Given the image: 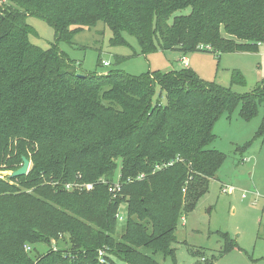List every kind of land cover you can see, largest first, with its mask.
<instances>
[{"label":"trees","instance_id":"trees-1","mask_svg":"<svg viewBox=\"0 0 264 264\" xmlns=\"http://www.w3.org/2000/svg\"><path fill=\"white\" fill-rule=\"evenodd\" d=\"M7 2L0 5V171L18 169L23 156L32 165L25 175L0 176V264H119L113 256L162 264L154 255L173 253L182 213L195 209L227 157L211 147L215 123L238 107L245 120L257 116L264 78L255 91L238 93L190 67L78 73L59 41L74 45L77 33L102 22L114 45H129V34L143 54L257 52L264 44V0ZM29 15L54 27L51 47L30 40L36 30ZM256 135L264 136V114ZM116 182L120 189L110 191ZM91 183V189L66 187ZM122 202L127 218L116 239ZM65 235L69 251L51 247L32 258L27 250ZM222 235L224 255L237 243Z\"/></svg>","mask_w":264,"mask_h":264},{"label":"rangeland","instance_id":"rangeland-1","mask_svg":"<svg viewBox=\"0 0 264 264\" xmlns=\"http://www.w3.org/2000/svg\"><path fill=\"white\" fill-rule=\"evenodd\" d=\"M7 3V0H0V5ZM189 10L187 8L176 14ZM27 21L36 30V34L30 35L34 44L47 49L56 42L55 29L46 20L29 15ZM112 36V30L99 22L95 27L77 33L74 45L59 41V47L75 61L78 73H106L111 69H122L139 75L149 70L179 69L187 62L188 67L203 79L231 87L238 93L255 91L264 78V44L259 45L257 53L197 50L184 55L178 50L158 48L143 54L135 36L125 34L129 45H114ZM103 61H108L109 65H104ZM237 72L244 76L245 82L236 79ZM160 91L157 86L154 102ZM161 102L167 103L165 92ZM263 114L264 107L260 106L257 116L245 120L240 116L238 107L230 117L223 115L215 123L216 139L211 147L223 151L227 157L216 177L211 179L209 190L197 201L195 209L187 214L182 213L175 233L176 242L171 245L173 253L154 255L160 263L200 264L215 258L211 264H264V136L256 135ZM10 172L0 171V176ZM88 185L92 188V183L68 184L66 187L91 189ZM230 187L233 190L228 191ZM126 218L127 202H122L117 214L116 239H120L124 233ZM224 232L237 245L222 255ZM28 246L32 258H36L51 247L69 251L71 245L68 235H65L49 245L38 242ZM197 250L202 252L201 255L193 253ZM113 258L119 264H129L122 257Z\"/></svg>","mask_w":264,"mask_h":264},{"label":"water","instance_id":"water-1","mask_svg":"<svg viewBox=\"0 0 264 264\" xmlns=\"http://www.w3.org/2000/svg\"><path fill=\"white\" fill-rule=\"evenodd\" d=\"M30 159H28L27 157L23 156V164L21 167H19L16 170L11 171L8 176L9 178H13V177H17V176H21V175H25L28 173L29 171V167H30Z\"/></svg>","mask_w":264,"mask_h":264},{"label":"built area","instance_id":"built-area-1","mask_svg":"<svg viewBox=\"0 0 264 264\" xmlns=\"http://www.w3.org/2000/svg\"><path fill=\"white\" fill-rule=\"evenodd\" d=\"M103 64L104 65H109V62L108 61H103ZM88 187L91 188V185H88ZM109 189L112 192H114L116 190H119L120 189V182H116L115 184H112ZM231 190H233V187H230L228 189V191H231ZM224 191H227V189H224ZM99 254H100V261H104L106 252L104 250H101L99 252Z\"/></svg>","mask_w":264,"mask_h":264},{"label":"crops","instance_id":"crops-1","mask_svg":"<svg viewBox=\"0 0 264 264\" xmlns=\"http://www.w3.org/2000/svg\"><path fill=\"white\" fill-rule=\"evenodd\" d=\"M236 53H241V52H236ZM250 53H257V52H250ZM182 58H183V61H185V59H184L183 56H182ZM184 67H188L187 62H186V65H184ZM263 230H264V229H263Z\"/></svg>","mask_w":264,"mask_h":264}]
</instances>
